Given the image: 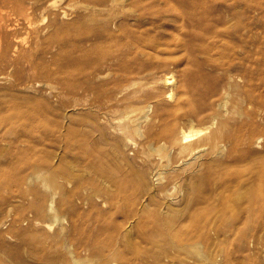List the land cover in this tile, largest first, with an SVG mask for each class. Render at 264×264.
I'll return each mask as SVG.
<instances>
[{"label": "bare ground", "instance_id": "obj_1", "mask_svg": "<svg viewBox=\"0 0 264 264\" xmlns=\"http://www.w3.org/2000/svg\"><path fill=\"white\" fill-rule=\"evenodd\" d=\"M62 1L0 0V75L13 74L9 87L29 88V82L23 81L25 72L37 70L45 90L58 100L74 97L67 107L80 111L85 102L90 108L111 106L128 87L142 85L143 76L161 62L171 60L177 68H169L161 76L163 95L134 90L122 97L133 102L138 97L152 100L131 123L121 121L122 114L115 113L119 130L137 148L131 158L120 151L118 139L111 143L112 150L105 152L96 145L91 150L87 138L79 139L80 134H59L58 123L46 118L39 101L6 103L0 112V122L22 123L25 136L16 138L11 158L26 165L33 177H40L52 204L61 179L68 181L72 173L54 167L44 156L46 148L60 143L66 154L76 150L86 155L88 167L96 174L97 188L112 210L99 218L106 237L97 247L98 259L104 260L103 264H129L121 248L128 244L134 227L156 240L169 235L171 240L165 244L181 246L184 238L194 234L185 228L187 225L174 229L177 214L181 202L188 207L194 198L199 207L215 206L218 201L223 205L228 189L247 186L253 194L249 198L252 212L264 213V87H232L236 63L218 57L225 54L223 38L230 34L229 28H222L227 24L223 20L234 17L236 8L232 9L228 0H69L81 10L84 23L98 21L102 28L64 36L59 33L60 17L67 15ZM37 13L49 17L42 33L52 27L56 32L47 35L43 43L34 41L25 49L14 27H31ZM169 17L175 22L169 42L155 41L140 30L162 24ZM12 18H17V23H10ZM58 47L65 49V57H58ZM230 48L241 52V38ZM164 53L173 56L161 57ZM124 57L135 61L120 63ZM178 70L180 86L175 78ZM112 71L113 78L106 81ZM130 74L137 81L120 87L119 79ZM7 171L0 172V185L8 180L23 186L34 182L14 179L11 170ZM28 191L26 188L21 194L27 197ZM49 206H31L32 223L48 231L52 225L40 214L61 217L56 206ZM202 212L192 216L189 223L201 220ZM119 216L122 221L114 219ZM65 229L62 225L61 230ZM63 245L70 264H85L66 242Z\"/></svg>", "mask_w": 264, "mask_h": 264}, {"label": "rangeland", "instance_id": "obj_2", "mask_svg": "<svg viewBox=\"0 0 264 264\" xmlns=\"http://www.w3.org/2000/svg\"><path fill=\"white\" fill-rule=\"evenodd\" d=\"M75 4L69 0L62 1L61 6L67 15L61 16L59 20L61 35H75L77 32L102 28L101 22L98 21L84 23L85 17ZM228 4L232 9L236 8L234 10L236 14L223 20L227 24L222 28H229L230 34L223 38L225 45L223 44L222 50L225 54L218 57L220 60L230 59L232 63H236L232 73V87H264V0H228ZM237 5L240 7L237 8ZM10 23H17V18H12ZM48 23V14L37 13L32 17L31 27L16 25L14 30L22 46L27 49L32 42L43 43L47 35L56 32L55 27H52L47 33H42V29ZM174 23L173 18L169 17L162 24L146 25L140 30L145 31V34L148 33L155 41L169 42ZM37 33L40 34V38H37ZM240 38L241 52L230 48L235 41L239 42ZM71 41L75 42L73 38ZM169 44L174 47L173 42ZM55 51L59 54L58 57L66 55L65 49L58 47ZM172 56L166 53L161 55V57ZM143 57L137 56L139 59ZM36 60L40 61L38 57ZM119 61L133 63L135 60L124 57ZM161 63L163 64H156L152 72L143 76L140 82L142 85L128 87L111 106L90 108L89 102H85L84 109L80 111H73L67 107L69 103L74 102V97H63L58 100L50 91L45 90L42 84L43 77L37 70L25 72L23 81L29 82L27 86L29 88L24 90L9 87V82L14 76L7 74L6 77V74H3L4 77L0 75V112L3 111L6 103L39 101L42 103L46 118L58 123L59 134L70 133L74 136L80 134L79 139L87 138L91 150L93 145H96L105 152L112 150L111 143L118 139L120 151L131 158L137 148L119 130L117 115L122 114L121 121L131 123L141 113L147 101L152 100L138 97L133 102L132 99L125 101L122 97L134 90H152L159 96L163 95L165 88L160 83L161 76L165 70L177 68L171 60ZM113 73L112 71L106 76L105 80H111ZM175 74L180 86L182 76L179 70ZM9 76H12L11 80ZM136 78L132 74L121 77L119 85L127 87L137 81ZM116 112L118 114L115 117ZM24 133L20 122H0V172L11 170L14 179L22 177L25 180H34L29 186L18 185L13 180L4 181L0 185V264H70V256L63 247L65 242L77 257L86 261L85 264H103L104 260L96 256V251L106 237L99 218L103 214L108 216L112 210L109 202L104 199V194L97 188V177L88 167L86 155L76 150L66 154L60 143L46 148L47 153L44 156L52 160L54 167L60 166L62 169L60 171L72 173L66 181H71L69 184L61 179V185L57 187V195L52 204L49 191L40 181V177H33L26 165L19 164L15 162V158H11L13 143L20 136L24 137ZM133 138L136 142L139 141L136 136ZM244 166L247 164L245 163ZM198 181L200 184V180ZM26 188L29 190L28 196L24 197L21 192ZM202 190L206 194L209 193L206 187ZM226 193L228 200L223 205L218 201L215 206L199 207L195 198L188 207L181 202L174 229L178 230L180 226L187 225L185 228H191L194 234L190 238H184L181 246L173 248L168 243L165 244V241L171 240L169 235V238L168 236L158 238V242L150 233L134 227L132 234L127 237L128 244L121 248L124 260L129 264H264V213L252 212L249 198L253 194L247 186L228 189ZM48 202L50 208L56 206L61 214L60 218L53 217L52 213L47 216L44 213L40 214L43 220L52 225L49 231L43 228V225L36 226L31 221L34 218L31 206L45 207L49 205ZM202 211L204 214L201 220L189 223L192 216ZM115 217L114 219L123 220L121 216ZM62 225L66 226L63 231ZM95 240L98 241L97 244Z\"/></svg>", "mask_w": 264, "mask_h": 264}]
</instances>
